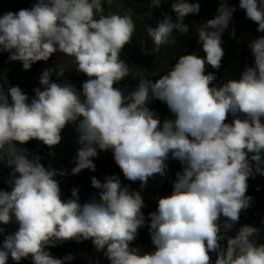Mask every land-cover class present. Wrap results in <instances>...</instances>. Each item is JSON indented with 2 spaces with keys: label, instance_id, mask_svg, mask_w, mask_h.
Listing matches in <instances>:
<instances>
[{
  "label": "clouds",
  "instance_id": "clouds-1",
  "mask_svg": "<svg viewBox=\"0 0 264 264\" xmlns=\"http://www.w3.org/2000/svg\"><path fill=\"white\" fill-rule=\"evenodd\" d=\"M161 2L152 0V7ZM104 4L36 0L29 9L0 16V52H8L10 61L30 70L61 53L87 77L78 90L68 81L52 82L53 72L63 77L66 68L46 69L39 79L43 90L35 88L31 101L18 86L5 91L6 77L0 78V164L12 169L10 190H0V225H18L6 235L0 227V264L9 258L15 264L29 258L32 264H70L73 255L56 258L48 250L70 240H91L109 264H264V243L255 239L260 227L244 225L228 235L252 206L249 178L264 176V36L249 43L254 63L239 79L214 85L216 76L206 73V65L221 67L222 33L236 11L220 0L218 14L197 31L206 55H182L159 79L141 77L126 94L116 85L134 71L121 53L132 42L135 23L129 14H105ZM200 7L198 0H174L176 20L164 14L146 28L154 51L174 31L188 33L184 20ZM239 8L264 32V0H239ZM153 100L166 104L171 117L161 121L148 106ZM69 125L79 145L74 176L95 172L94 159L108 151L123 176L142 187L166 175L170 158L183 165L171 195L160 197L148 214L154 251L131 246L145 226L139 191L122 185L117 175L105 176L103 183L93 176L98 199L82 204L73 188L65 200L57 177L67 170L45 167L41 156L23 147L36 140L54 149Z\"/></svg>",
  "mask_w": 264,
  "mask_h": 264
},
{
  "label": "trees",
  "instance_id": "trees-1",
  "mask_svg": "<svg viewBox=\"0 0 264 264\" xmlns=\"http://www.w3.org/2000/svg\"><path fill=\"white\" fill-rule=\"evenodd\" d=\"M35 2L36 0H0V16L9 11L18 12L21 9H29ZM173 2L174 0H162L161 6L155 8L152 7V0H111V4L105 0V14L118 13L124 15L128 11L126 14H129L135 23L132 42L123 49L121 59L125 60V58H128L130 61L135 62L138 68L147 74V79H152L153 81L161 76L156 75V73L165 60L172 56L171 54H196L200 57L206 55L203 51L202 43L199 42L197 31L199 26L203 25L207 20L213 19L218 14L217 10L220 0H198L201 5L199 13L190 14L184 20V23L189 26V32L181 34L178 31H174L173 37L169 38V42L162 44L159 47V51H154L156 46L148 36L146 28L149 25L155 27L157 22L164 18V14H167L175 21L176 14L172 10ZM190 2H197V0H190ZM227 3L230 6H234L236 11L233 13L228 28L222 33L224 56L221 61V67L217 70L213 69L210 65H206V73H214L216 76V80L213 82L214 85L223 84L231 79H239L244 69L247 66H252L254 63V57L248 47L249 43L254 39L264 36V32L257 31L258 25L247 19L245 11L239 8V0H227ZM233 29H235L234 36L232 35ZM173 39L175 40L174 43ZM151 52L154 54H150ZM9 55L8 52H5L8 60L9 80L12 86L20 87L29 98H34V89L39 82L42 72L54 67L53 56L47 62H36L30 70H24L22 63L10 61ZM177 60L173 62L172 66L175 65ZM54 75L53 72L51 77L53 82L63 83L64 81H68L75 85L78 90H82V84L87 79L85 75L63 79L56 78ZM41 89L43 90V87ZM148 106L158 114L161 121L171 117L166 104L158 100L151 101ZM231 120L232 116L230 115L227 122L230 123ZM23 147L28 149L30 153L41 156V163L45 167L51 166L57 170H67L68 175L57 177L60 181L62 198L65 200L71 198L73 188L79 189L80 202L82 204L89 201L93 196L98 199L100 190L92 187L91 177L93 176L103 183L105 176L117 175L120 177L122 185L129 187L131 191H139L145 204V207L142 209L145 216V226L138 230L137 237L131 246L138 247L145 253L155 250L149 234L148 214L156 211L160 197L171 195L173 182L177 178L176 174L183 170V165L178 160L170 158L166 161V175L163 177L155 175L142 187L139 181H128L123 176L120 168L116 164L113 165L114 157L111 151L98 153V157L93 161L96 165L95 172L82 170L78 175H72L71 169L75 166L76 150L79 147L74 125H69L64 129L62 141L54 149H49L42 142L36 140L28 142ZM262 157H264V153H262ZM11 171V168L0 164V190H10L6 180L9 178ZM246 194L253 197L252 206L241 213L238 224L235 225L228 235L235 236L241 226L255 225L261 228L260 235L255 239L258 243H264V176L257 174L254 177H250ZM0 227H5L6 235L14 232L18 228V225L13 223L7 226L0 225ZM2 241L3 236L0 235V243ZM221 243L226 246V241H222ZM48 250L56 258H63L68 254L73 255L74 259L70 264H109V261L102 253L96 252L91 240L82 242L70 240L57 247H50ZM211 255L214 261L216 255L215 253ZM7 264H15V262L9 258ZM19 264H32V261L30 258L23 259Z\"/></svg>",
  "mask_w": 264,
  "mask_h": 264
},
{
  "label": "rangeland",
  "instance_id": "rangeland-1",
  "mask_svg": "<svg viewBox=\"0 0 264 264\" xmlns=\"http://www.w3.org/2000/svg\"><path fill=\"white\" fill-rule=\"evenodd\" d=\"M128 12V11H127ZM126 12V13H127ZM125 13V14H126ZM154 52V51H152ZM150 53V54H154V53ZM172 56L169 59H166L164 64L161 65V68H159V70L157 71L156 75H164L166 74L173 66V62H175L176 59H178L180 56L184 55L183 53H176V54H171ZM57 60L60 66L66 68V71L64 73L63 77H57L55 72H54V76H56V78L59 79H63V78H68V77H81L84 76L83 74L79 73L76 71L75 66L71 63V58L67 57L61 53H57ZM56 60V61H57ZM55 61V64H56ZM125 62L128 63L130 65V67L133 68V73L131 76H129L127 79H125L123 81V83H121L120 85H118L117 87H120L126 94L128 92H131L132 90L135 89L136 84L138 83L139 79L141 77L146 78L147 79V74L143 73L137 66V64L133 61H130V59L125 58ZM6 77L7 83L4 84V88L5 91H7L8 87L12 86L11 81L9 80V73H8V60L5 56V52H0V78H4ZM160 77H158L159 79ZM53 82V80H52ZM37 87L42 88L43 86L40 85V83H37ZM124 88V89H123ZM32 98H29V101H31ZM115 160L113 158V165H115ZM142 253H145L143 250H141Z\"/></svg>",
  "mask_w": 264,
  "mask_h": 264
},
{
  "label": "crops",
  "instance_id": "crops-1",
  "mask_svg": "<svg viewBox=\"0 0 264 264\" xmlns=\"http://www.w3.org/2000/svg\"><path fill=\"white\" fill-rule=\"evenodd\" d=\"M56 54H57V53H56ZM56 54L53 55L54 62L57 60V56H56ZM56 67H62V66L59 65L58 60L56 61V64H54V67H53V68H56Z\"/></svg>",
  "mask_w": 264,
  "mask_h": 264
}]
</instances>
